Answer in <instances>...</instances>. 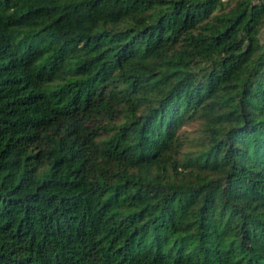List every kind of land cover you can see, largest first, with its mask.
I'll list each match as a JSON object with an SVG mask.
<instances>
[{
  "label": "trees",
  "instance_id": "16d2710c",
  "mask_svg": "<svg viewBox=\"0 0 264 264\" xmlns=\"http://www.w3.org/2000/svg\"><path fill=\"white\" fill-rule=\"evenodd\" d=\"M0 264H264V0H0Z\"/></svg>",
  "mask_w": 264,
  "mask_h": 264
},
{
  "label": "rangeland",
  "instance_id": "374dc122",
  "mask_svg": "<svg viewBox=\"0 0 264 264\" xmlns=\"http://www.w3.org/2000/svg\"><path fill=\"white\" fill-rule=\"evenodd\" d=\"M198 123H199L198 119L194 118V119L184 122L181 128H183L190 135H194L198 133L199 131Z\"/></svg>",
  "mask_w": 264,
  "mask_h": 264
}]
</instances>
